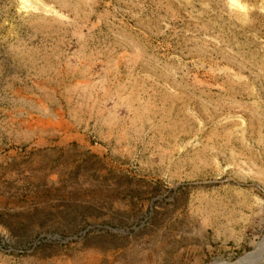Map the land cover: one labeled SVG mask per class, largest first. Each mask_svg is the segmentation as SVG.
I'll return each mask as SVG.
<instances>
[{"label": "rangeland", "instance_id": "1", "mask_svg": "<svg viewBox=\"0 0 264 264\" xmlns=\"http://www.w3.org/2000/svg\"><path fill=\"white\" fill-rule=\"evenodd\" d=\"M0 264H264V0H0Z\"/></svg>", "mask_w": 264, "mask_h": 264}, {"label": "bare ground", "instance_id": "2", "mask_svg": "<svg viewBox=\"0 0 264 264\" xmlns=\"http://www.w3.org/2000/svg\"><path fill=\"white\" fill-rule=\"evenodd\" d=\"M248 256V255H247Z\"/></svg>", "mask_w": 264, "mask_h": 264}]
</instances>
